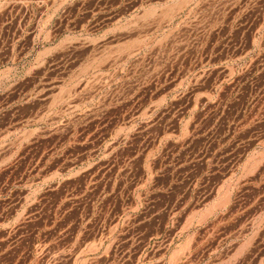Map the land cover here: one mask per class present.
Listing matches in <instances>:
<instances>
[{
  "label": "rangeland",
  "instance_id": "rangeland-1",
  "mask_svg": "<svg viewBox=\"0 0 264 264\" xmlns=\"http://www.w3.org/2000/svg\"><path fill=\"white\" fill-rule=\"evenodd\" d=\"M17 1L0 0V264H23V231L27 264H261L264 0ZM52 16L54 40L36 32Z\"/></svg>",
  "mask_w": 264,
  "mask_h": 264
},
{
  "label": "crops",
  "instance_id": "crops-1",
  "mask_svg": "<svg viewBox=\"0 0 264 264\" xmlns=\"http://www.w3.org/2000/svg\"><path fill=\"white\" fill-rule=\"evenodd\" d=\"M132 1H134V0H132ZM144 1L145 0H142V2H144ZM147 1H148V7L155 6V0H147ZM15 3H17L16 5H19V7H22V6H25V4H28V1L27 0H19V1L15 2ZM164 5H166V3H164ZM58 20H59L58 17L56 18V17L52 16L51 21H50L51 27H49L46 31L43 30V29H39L38 28L36 32L37 33L40 32V35L45 34V35H47V37L50 36L51 39H53V40L54 39H58L59 38V21ZM18 21L20 22V19ZM41 22H43V21H41ZM41 22H40V24H41ZM230 108H231V115L234 116L235 111L237 109L236 108V102L235 101H231V107ZM190 111L192 112L193 109L190 110ZM247 113H248V109L246 107V109L244 111V114H247ZM246 179H247V176H245V175H237L235 173L231 174V204H232V196H233V193H234L233 192V188H234L233 187L234 186L233 184H235V183H244V182H246ZM223 195H226V194L225 193H219L215 197L216 198L225 197ZM196 213H198V212H196ZM20 215H22V214H20ZM260 219H261V223L264 224V211L261 212ZM234 222H235V214H231V248L234 247L235 246V243H236V235H235V231L236 230H235V227H233V225H232V224H234ZM19 226L23 230L27 228V224L24 226L23 223H19ZM34 226H35V230L37 231V233L35 234V238H36V242H38L39 237H40V234L43 231V227H40L39 228L38 225H34ZM0 227H1L0 228V231H5V234H4L3 238H1L0 240L5 242L9 238V236H10V232L9 231L12 229V224L11 223H3V224H1ZM243 227L244 226L242 225V228ZM54 228H55V225L52 224L50 226V229L53 231ZM183 229H185V226L183 228H181V230H183ZM181 230H180V233H181ZM27 236H28L27 232H25V233H24V231L23 232H20V235H19L20 252L19 253H20V260L23 261V264H27V261H26L27 248L25 246V245H27L26 242H25V239H26ZM51 237H52V242H54L56 240V238H58V235L56 236V234H55V235H52ZM178 237H179V240L178 241H181L182 235H179L178 236V234L175 235L174 241ZM247 240L248 239H245L244 241H247ZM151 242H152V238L149 240V246H150ZM173 242L171 244H169V247H172ZM176 245H177V249H175L174 251H171V253H170V249H169L168 251H166L164 253V256L165 257L166 256L168 257V253H170L169 254V260H170V262L174 261V262H177L178 263V262H181L183 260V257H184V254H182V246H183V243L180 242V244H176ZM242 245H244V244H242ZM4 253L5 252H3V254ZM233 256H234V254H231V257H233ZM69 260H70V253H69V250H68V261ZM72 263L75 264V259L72 261ZM260 263L261 264H264V257H261V262Z\"/></svg>",
  "mask_w": 264,
  "mask_h": 264
}]
</instances>
